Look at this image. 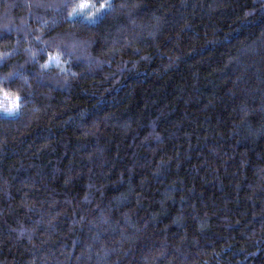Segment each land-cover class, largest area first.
Here are the masks:
<instances>
[{"label":"trees","instance_id":"1","mask_svg":"<svg viewBox=\"0 0 264 264\" xmlns=\"http://www.w3.org/2000/svg\"><path fill=\"white\" fill-rule=\"evenodd\" d=\"M0 264H264V0H0Z\"/></svg>","mask_w":264,"mask_h":264},{"label":"snow or ice","instance_id":"2","mask_svg":"<svg viewBox=\"0 0 264 264\" xmlns=\"http://www.w3.org/2000/svg\"><path fill=\"white\" fill-rule=\"evenodd\" d=\"M91 5H88V4H80L78 5L77 7L78 8H85V7H90ZM101 8H104V7H111V4H108L107 2L105 4H101L100 5ZM75 11V9H74ZM51 59H56V58H51ZM4 95L5 97H9V96H12V102L11 104L8 106V107H5L4 108V111L5 113H14L15 111H18L19 109V97L18 96H14L13 94L9 93V92H4Z\"/></svg>","mask_w":264,"mask_h":264},{"label":"rangeland","instance_id":"3","mask_svg":"<svg viewBox=\"0 0 264 264\" xmlns=\"http://www.w3.org/2000/svg\"><path fill=\"white\" fill-rule=\"evenodd\" d=\"M58 61H57V58L56 59H50V61H49V64H53V65H56V63H57ZM11 104V102H5V103H3V105H4V107H2V111H4V108L5 107H8L9 105ZM5 112V111H4ZM15 113V112H14ZM14 113H11V114H9V113H5L6 115H13Z\"/></svg>","mask_w":264,"mask_h":264}]
</instances>
